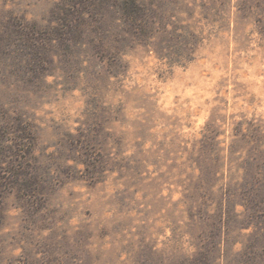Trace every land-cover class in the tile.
I'll return each mask as SVG.
<instances>
[{"label":"rangeland","instance_id":"374dc122","mask_svg":"<svg viewBox=\"0 0 264 264\" xmlns=\"http://www.w3.org/2000/svg\"><path fill=\"white\" fill-rule=\"evenodd\" d=\"M81 1L0 0V264H264V0Z\"/></svg>","mask_w":264,"mask_h":264},{"label":"trees","instance_id":"16d2710c","mask_svg":"<svg viewBox=\"0 0 264 264\" xmlns=\"http://www.w3.org/2000/svg\"><path fill=\"white\" fill-rule=\"evenodd\" d=\"M70 3H69V6L72 7V8H75V7H81V10L80 8H76V11L74 10V12H76L77 14H80L82 15L83 11L82 9L84 8V2L81 1V0H68ZM98 2H102L103 0H91L90 1V4H92L93 6H96L94 5L95 3ZM119 8L122 9V11L125 13V16H129L130 18L131 17H134V18H137L139 15V9H138V5L135 4V1L134 0H129V1H124V2H121L120 4H118ZM87 9V8H86ZM86 11V10H85ZM87 13L89 11H86ZM138 13V14H137Z\"/></svg>","mask_w":264,"mask_h":264}]
</instances>
